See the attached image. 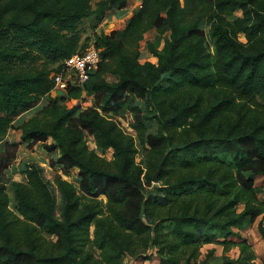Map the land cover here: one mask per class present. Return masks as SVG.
Returning a JSON list of instances; mask_svg holds the SVG:
<instances>
[{"label":"trees","instance_id":"obj_1","mask_svg":"<svg viewBox=\"0 0 264 264\" xmlns=\"http://www.w3.org/2000/svg\"><path fill=\"white\" fill-rule=\"evenodd\" d=\"M129 7L130 0H0V143L17 131L24 147L57 153L51 167L77 172L76 183L47 179L28 163L14 180L7 169L18 145L4 144L0 264H132L150 260L148 249L159 264H254L240 232L264 213L255 198V179L264 177V0H140L117 29L94 36L100 60L83 86L51 96L50 72L39 63L59 72L83 51L82 20L101 25L107 12ZM151 31L145 46L156 62H141ZM258 230L264 239L262 224ZM233 239L236 259L210 250L197 260L203 245L225 253Z\"/></svg>","mask_w":264,"mask_h":264},{"label":"rangeland","instance_id":"obj_2","mask_svg":"<svg viewBox=\"0 0 264 264\" xmlns=\"http://www.w3.org/2000/svg\"><path fill=\"white\" fill-rule=\"evenodd\" d=\"M97 0H92V4ZM140 4V0H130V7L125 10V12L122 13H114V11L107 12L105 14L104 20L101 25H97L94 18L90 17L88 19L82 20L78 25V34H79V45L83 47V50L87 48L89 45L93 44V38L95 35L100 34L102 31L104 33H109L112 30H115L119 27V24L122 22V20L128 18L134 10L138 8ZM155 32L151 31L144 36V40L141 42L140 45V51H141V62L144 61H150L155 63L156 60L152 58L149 53L146 50V42L153 41L155 38ZM168 34H166L167 36ZM90 38V40H87ZM36 67V66H35ZM38 69H46L48 72H50V76L53 74L54 69L56 68L55 64L48 63L46 61H42L39 63ZM109 81L114 80L113 77L107 78ZM51 96H55L54 93L51 94ZM47 103V97L43 98L40 102V104L34 108L33 110L23 114L20 119L21 120H27L30 117L34 116L36 112L45 104ZM91 104L90 99L86 100L82 104V106H89ZM137 104L142 109V112H145L144 104L141 101H137ZM121 127L124 131H126L129 134H132L135 139L136 135L135 132L129 128L125 122L121 121ZM147 131L155 132L157 129V125L154 121H149L146 123ZM5 143H14L18 145L15 160L13 163L9 166L7 169V175L9 177H12L14 180H22V177L20 176L18 170L22 169L25 164L28 163H34L38 164L39 166H42L45 171V176L47 179H53V177L56 174H59L62 179L76 183V170H70L67 173H64L62 168L59 166L51 167L50 162L53 161L57 153H47L45 152L40 145H35L32 148H26L22 145V143L19 140V132L10 130L8 131L5 139L0 143V153L4 149ZM47 143H52L51 140H48ZM88 147L90 149H93L96 151L95 146L88 142ZM137 147L139 149V152L136 156V162L141 163V166L144 170H146L145 165L142 163L145 160L144 151L143 148H141L138 144ZM100 156H104L107 160L111 159V153L108 152L106 154H102L99 151H96ZM154 184V183H153ZM158 184V183H157ZM255 186L260 190L256 195V200L263 206L264 209V177H257L255 179ZM150 190L151 188H147ZM242 209V205H239L237 207V210L240 211ZM264 215V213H263ZM261 215L257 218L255 223L249 227H247L245 230L240 232V235L242 239H244L247 244L249 245L250 251L254 254L255 260L253 261L254 264H263L264 263V239L261 238L258 230V226L262 224V227H264V216ZM233 241L236 242L234 246L230 248L229 251L223 252V248L219 244H209V245H203L199 249V257L198 261L202 260L205 255L212 250L213 251V258H219L222 255H226L227 257L231 259H236L240 253V247H239V241L237 239H233ZM238 242V244H237ZM147 255H151L150 260L148 261H134L132 264H159L158 257L154 254L153 249L147 250ZM196 260V261H197ZM195 262V261H194ZM211 264V263H210Z\"/></svg>","mask_w":264,"mask_h":264},{"label":"built area","instance_id":"obj_3","mask_svg":"<svg viewBox=\"0 0 264 264\" xmlns=\"http://www.w3.org/2000/svg\"><path fill=\"white\" fill-rule=\"evenodd\" d=\"M99 60V50L94 44L66 59L60 71L51 75L54 84L51 94L65 93L69 87H82L97 70Z\"/></svg>","mask_w":264,"mask_h":264},{"label":"water","instance_id":"obj_4","mask_svg":"<svg viewBox=\"0 0 264 264\" xmlns=\"http://www.w3.org/2000/svg\"><path fill=\"white\" fill-rule=\"evenodd\" d=\"M164 160H165V157H163V159L161 160V162L158 164V167H157L155 173L152 176L153 183H157L158 182V176H159V174L161 172V169H162V165H163Z\"/></svg>","mask_w":264,"mask_h":264},{"label":"crops","instance_id":"obj_5","mask_svg":"<svg viewBox=\"0 0 264 264\" xmlns=\"http://www.w3.org/2000/svg\"><path fill=\"white\" fill-rule=\"evenodd\" d=\"M139 5H140V4H139ZM138 7H139V6H138ZM114 13H116V14H117V13H119V12H116V11H115ZM114 13H113V14H114Z\"/></svg>","mask_w":264,"mask_h":264}]
</instances>
